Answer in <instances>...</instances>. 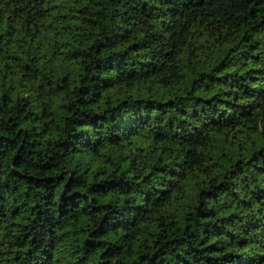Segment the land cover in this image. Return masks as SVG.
<instances>
[{
    "label": "trees",
    "instance_id": "trees-1",
    "mask_svg": "<svg viewBox=\"0 0 264 264\" xmlns=\"http://www.w3.org/2000/svg\"><path fill=\"white\" fill-rule=\"evenodd\" d=\"M0 264H264V0H0Z\"/></svg>",
    "mask_w": 264,
    "mask_h": 264
}]
</instances>
